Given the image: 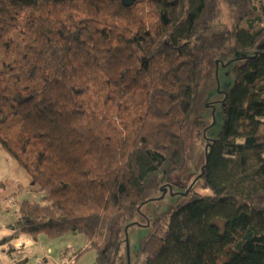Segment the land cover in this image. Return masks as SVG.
Wrapping results in <instances>:
<instances>
[{"label": "trees", "instance_id": "16d2710c", "mask_svg": "<svg viewBox=\"0 0 264 264\" xmlns=\"http://www.w3.org/2000/svg\"><path fill=\"white\" fill-rule=\"evenodd\" d=\"M216 53L234 64L197 163L213 194L152 219L141 208L172 193ZM8 123L0 143L34 195L17 201L1 245L82 234L89 246L58 263L94 249L92 264H131L125 238L144 217V264H264V0H0Z\"/></svg>", "mask_w": 264, "mask_h": 264}, {"label": "rangeland", "instance_id": "374dc122", "mask_svg": "<svg viewBox=\"0 0 264 264\" xmlns=\"http://www.w3.org/2000/svg\"><path fill=\"white\" fill-rule=\"evenodd\" d=\"M213 58V68L207 69L202 84L194 96L191 126L185 132L186 162L178 173L171 176L170 183L174 185L172 193L166 191L162 199L149 202L141 208L145 212L143 214L152 219L172 212L177 206L189 203L194 197H208L213 194L212 190L204 187L202 180L197 178L200 176L196 174L197 163L205 151L206 140L213 139L222 125L220 102L232 85L231 72L234 64L231 54L216 53ZM15 130L16 125L11 123L0 126V136L13 135ZM200 169L202 171V167ZM162 189L166 190L163 187ZM185 191L187 193L184 195ZM33 195L28 176L16 161L8 156L0 143V205L3 207L8 205L7 199L12 196L16 201L12 210H16L17 201L33 198ZM36 197L39 199L40 195L36 193ZM143 219L144 217L140 219L142 221L139 220L141 227L135 225L129 230V240L127 236L125 238L126 259L129 253L131 264H144L146 258L140 250V244L150 234L152 228L148 223L143 224L147 220ZM4 237L6 235L2 236ZM90 242L89 238L82 234H68L56 239L41 234L36 242L27 235L19 234L9 243L1 245L5 252L0 250V264H16L19 258L27 260L20 264H34L36 257L39 258L35 262L39 264L41 256L47 259V264H61L58 263V254L61 250H68L70 254L76 253L88 247ZM95 258V250L89 249L74 260L73 264H92Z\"/></svg>", "mask_w": 264, "mask_h": 264}, {"label": "crops", "instance_id": "0c3cea01", "mask_svg": "<svg viewBox=\"0 0 264 264\" xmlns=\"http://www.w3.org/2000/svg\"><path fill=\"white\" fill-rule=\"evenodd\" d=\"M15 218H16V213L15 210H12V206H10L9 204L6 205L5 207H3V205H0V240L3 235H6L7 237L8 235L13 233V231H11L10 225L13 223ZM0 250L2 252H5V248H3L1 244H0ZM36 258L34 259V263H36L35 262ZM46 263L48 262L46 261Z\"/></svg>", "mask_w": 264, "mask_h": 264}, {"label": "water", "instance_id": "95a60500", "mask_svg": "<svg viewBox=\"0 0 264 264\" xmlns=\"http://www.w3.org/2000/svg\"><path fill=\"white\" fill-rule=\"evenodd\" d=\"M120 1L124 7H131L138 0H120ZM202 170H203V168H202ZM201 172H202L201 173V175H202L203 171H201ZM186 193H187V191H185L183 194L185 195ZM127 264H129V262H127Z\"/></svg>", "mask_w": 264, "mask_h": 264}]
</instances>
